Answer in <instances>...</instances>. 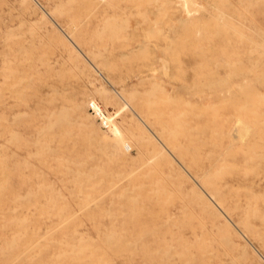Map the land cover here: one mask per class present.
<instances>
[{"label": "rangeland", "instance_id": "rangeland-1", "mask_svg": "<svg viewBox=\"0 0 264 264\" xmlns=\"http://www.w3.org/2000/svg\"><path fill=\"white\" fill-rule=\"evenodd\" d=\"M56 2L0 0V264H264V0Z\"/></svg>", "mask_w": 264, "mask_h": 264}, {"label": "bare ground", "instance_id": "bare-ground-1", "mask_svg": "<svg viewBox=\"0 0 264 264\" xmlns=\"http://www.w3.org/2000/svg\"><path fill=\"white\" fill-rule=\"evenodd\" d=\"M42 1L44 2L45 8L47 9V15L51 16L52 18H55L56 20L62 21L66 25L67 32H65L63 28L61 27L60 28H61L62 33L67 38L70 39L71 37L75 39L76 41H82L84 39V33H82L81 30L77 28L72 17L67 16L66 18H64V15H66V10L63 8V5L60 2L58 3L56 2V0H42ZM103 50L106 51L105 48ZM90 104L95 114L101 113V107L98 104H96L94 101H92ZM104 123L105 125L110 123V125L112 126L111 127L112 129H110L111 132H113L116 135V137L119 138V140L121 139L120 142L123 143L124 141H122V138H120L121 135L119 134L117 127L113 124L112 118L105 119ZM234 133L236 132H233V135ZM163 136H164L166 145L171 149V151H174L182 161L186 162V164L188 165L190 169L194 170V172L197 175V179L199 180L201 185L205 188V190L211 197V200L214 201L215 205L218 206L222 204L223 202H225L226 197H227L226 196L227 191L224 190V185L221 184L220 182L221 180H219L216 177V171L213 170L212 167H205L202 165L203 161L199 158L198 151L192 152L191 150L192 146L188 144L187 141H185V139H181L179 137V134L175 132V129H171V130L168 129L167 131L164 132ZM123 144H125V142ZM199 196H200V201L207 208L211 209V207L207 205L206 200L208 199L205 197L202 191L199 194ZM228 207L230 209V205ZM230 210L233 211L236 214V216H238V220H239L238 224L241 226L243 231L249 234L257 233L256 230L254 229L252 221L250 220L249 214L246 213V211H240L238 206H231Z\"/></svg>", "mask_w": 264, "mask_h": 264}]
</instances>
